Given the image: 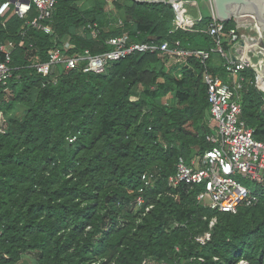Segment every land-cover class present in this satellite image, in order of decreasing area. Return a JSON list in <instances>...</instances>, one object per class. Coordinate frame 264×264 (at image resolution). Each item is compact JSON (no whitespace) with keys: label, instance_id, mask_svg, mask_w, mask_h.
<instances>
[{"label":"trees","instance_id":"1","mask_svg":"<svg viewBox=\"0 0 264 264\" xmlns=\"http://www.w3.org/2000/svg\"><path fill=\"white\" fill-rule=\"evenodd\" d=\"M55 1L49 24L78 50L104 52L106 40L122 33L131 41L214 47L209 17L192 31L174 29L163 0ZM34 15L31 9L28 18ZM88 23L97 24L96 38L80 34ZM3 41L15 48L11 77L0 85V264L26 256L32 264H264V196L223 213L196 200L200 188L168 184L179 158L189 162L212 146L202 72L227 80L218 54L205 65L195 58L167 65L157 52L133 53L99 74L59 70L53 83L33 67L47 60L49 36L13 15L0 18ZM240 76L241 119L264 142V92L251 69ZM144 173L157 179L137 206ZM206 232L201 245L196 238Z\"/></svg>","mask_w":264,"mask_h":264},{"label":"built area","instance_id":"2","mask_svg":"<svg viewBox=\"0 0 264 264\" xmlns=\"http://www.w3.org/2000/svg\"><path fill=\"white\" fill-rule=\"evenodd\" d=\"M174 12V29L192 31L203 19L196 0H163ZM210 22L207 34L213 39L214 47L205 49H185L178 41L173 45L164 40L160 43L131 41L127 33L111 36L106 40L109 49L92 54L89 49L78 50L69 39L58 40L49 24L52 19L55 0H4L0 2V18L5 21L11 16L25 20V24L49 36L53 45L47 49V60L33 64L35 71L42 77L55 83L58 71L79 70L83 73H103L113 63L133 53H154L172 60L174 64L186 65L189 58H195L205 65L212 53L222 59V67L227 80L211 74L206 67L202 72V81L206 87V100L210 121L214 132L207 137L212 145L202 155H196L186 162L179 158L175 172L168 177L170 187L176 189L180 185L189 188H200L196 200L209 210L236 213L240 206L255 205L264 196V142L253 137V129L241 119L242 87L245 82L240 72L251 69L254 83L264 92V75L262 64L254 62L248 53L255 47V42L248 41L236 26L225 29V22L217 19L213 0H206ZM34 9L35 15L28 18ZM232 22V21H231ZM89 31L92 38L98 35L96 23H88L80 30L82 34ZM258 38L257 30H254ZM15 44L12 41L0 43V85L6 86L11 77V58ZM5 128V117L0 112V133ZM157 179L154 173L141 176L142 186L136 198V205L144 203L142 192L153 187ZM248 183V184H247ZM214 224V219L209 227ZM210 239V232L196 238L203 245ZM140 264H177L156 262L144 259Z\"/></svg>","mask_w":264,"mask_h":264},{"label":"water","instance_id":"3","mask_svg":"<svg viewBox=\"0 0 264 264\" xmlns=\"http://www.w3.org/2000/svg\"><path fill=\"white\" fill-rule=\"evenodd\" d=\"M213 7L218 20L257 30L258 38L253 50L264 55V0H213ZM248 55L251 56L252 52ZM261 71L264 75V64Z\"/></svg>","mask_w":264,"mask_h":264},{"label":"rangeland","instance_id":"4","mask_svg":"<svg viewBox=\"0 0 264 264\" xmlns=\"http://www.w3.org/2000/svg\"><path fill=\"white\" fill-rule=\"evenodd\" d=\"M197 1V4H198V9L200 11V14L202 15V17H208L209 16V9H208V6H207V3H206V0H196ZM105 14V18L106 20H110L109 22L113 21V14H111L108 10L107 7H105L104 9V12ZM4 19V18H3ZM9 19V18H8ZM119 22V21H118ZM105 24H106V21H105ZM215 60L218 61V56L214 58H212V61L215 62ZM167 65H171L173 63L172 60H168L167 62ZM216 63V62H215ZM171 95H168L166 97H164L162 99V101L164 103H169L171 101ZM17 114H19V112H17ZM248 184V183H247ZM215 221V220H214ZM20 264H32L31 263V260H30V256H26L24 257L21 261H20Z\"/></svg>","mask_w":264,"mask_h":264},{"label":"crops","instance_id":"5","mask_svg":"<svg viewBox=\"0 0 264 264\" xmlns=\"http://www.w3.org/2000/svg\"><path fill=\"white\" fill-rule=\"evenodd\" d=\"M237 29L242 34V36H244L248 41L255 42V40L257 39L255 37L256 33L251 26L246 27V26L240 25V26H237ZM250 52H252V55L250 56V58L254 62L261 63L262 65L264 64V55L262 52L255 51L253 49ZM215 57H217V56H215ZM215 62L217 63V60H215Z\"/></svg>","mask_w":264,"mask_h":264}]
</instances>
